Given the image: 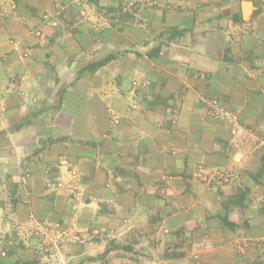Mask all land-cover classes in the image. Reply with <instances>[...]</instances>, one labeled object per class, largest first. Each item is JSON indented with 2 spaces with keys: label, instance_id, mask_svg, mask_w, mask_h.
<instances>
[{
  "label": "crops",
  "instance_id": "crops-1",
  "mask_svg": "<svg viewBox=\"0 0 264 264\" xmlns=\"http://www.w3.org/2000/svg\"><path fill=\"white\" fill-rule=\"evenodd\" d=\"M0 6L13 231L66 216L71 264H264V0Z\"/></svg>",
  "mask_w": 264,
  "mask_h": 264
},
{
  "label": "rangeland",
  "instance_id": "rangeland-1",
  "mask_svg": "<svg viewBox=\"0 0 264 264\" xmlns=\"http://www.w3.org/2000/svg\"><path fill=\"white\" fill-rule=\"evenodd\" d=\"M134 105L137 106V104H133L132 106ZM6 182L8 181L3 180V178L0 179V264H16L19 262L20 264H71L69 262H63V259L61 258V254L62 256L66 254V250L64 249L66 246L63 247V245L68 242L60 239L56 242L55 245L58 246V250H61V248L65 250L63 252L60 251L59 255L61 259H57L55 254L56 247L54 243L50 242L51 240H54L47 236V230H53L55 237L58 234L61 235V237L65 235L61 231V225L65 223L67 217L65 216L64 219L56 218L58 223H55V225L52 226V229V222L37 220V222H35V226L30 229L29 234L22 231L21 235L18 233V229L17 231L16 229L13 231V227H11L10 224L11 219L9 215H7L6 209L12 208L15 203L10 200L7 201L3 195L7 192L8 194H12L17 190L15 185ZM31 239L36 240L37 243L36 241L31 243ZM53 256L56 259L52 260ZM79 264L88 263L83 260Z\"/></svg>",
  "mask_w": 264,
  "mask_h": 264
},
{
  "label": "built area",
  "instance_id": "built-area-1",
  "mask_svg": "<svg viewBox=\"0 0 264 264\" xmlns=\"http://www.w3.org/2000/svg\"><path fill=\"white\" fill-rule=\"evenodd\" d=\"M4 20H5V9H4L3 7L0 6V28L3 27V25H4ZM133 107L136 108L137 106L134 105ZM112 119H113V122H114V123L117 122V116H116V115L113 114V115H112ZM230 120H231V125H232L233 129H235V127H236V123H237V119H236V117H235V116H231V117H230ZM60 166L69 167V162L67 161V159L62 160L61 163H60ZM71 176H72V177H75L74 174H71ZM62 181H63V180H62ZM62 181H59L58 184H59V185H62V184H61Z\"/></svg>",
  "mask_w": 264,
  "mask_h": 264
},
{
  "label": "trees",
  "instance_id": "trees-1",
  "mask_svg": "<svg viewBox=\"0 0 264 264\" xmlns=\"http://www.w3.org/2000/svg\"><path fill=\"white\" fill-rule=\"evenodd\" d=\"M24 263H27V262H24ZM16 264H20V262L19 263H16Z\"/></svg>",
  "mask_w": 264,
  "mask_h": 264
}]
</instances>
